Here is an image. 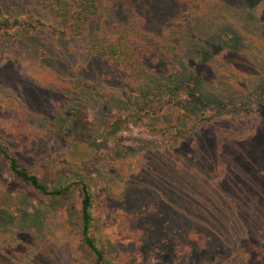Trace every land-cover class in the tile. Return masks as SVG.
Segmentation results:
<instances>
[{"label": "rangeland", "instance_id": "374dc122", "mask_svg": "<svg viewBox=\"0 0 264 264\" xmlns=\"http://www.w3.org/2000/svg\"><path fill=\"white\" fill-rule=\"evenodd\" d=\"M102 2L106 18L63 39L33 0H0L11 19L43 22L21 38L0 25V136L49 189L86 184L108 264H264V0L248 12L201 0L197 42L150 55L129 82L87 55L91 39L134 22L169 31L149 0L132 13ZM80 196L74 185L57 199L32 191L0 158V264H93Z\"/></svg>", "mask_w": 264, "mask_h": 264}, {"label": "trees", "instance_id": "16d2710c", "mask_svg": "<svg viewBox=\"0 0 264 264\" xmlns=\"http://www.w3.org/2000/svg\"><path fill=\"white\" fill-rule=\"evenodd\" d=\"M34 7H39L56 22L62 23L63 27L48 25L50 34L60 38H71L85 34L90 27L91 21L105 16V4L103 0H33ZM119 5H121V0ZM129 3L127 12L132 13L143 0H125ZM150 7L155 10L156 24L165 26L169 31L167 35L159 37L151 33L142 31L141 25L134 22L133 25L123 26L113 39L102 37L96 34L86 48V53L90 57H99L112 71L118 72L128 82L137 74L143 73V66L146 59L153 54H161L166 57H175L179 48V41L190 40L194 44L199 39L196 28L202 21L206 20V12L199 14V4L201 0H149ZM234 8L241 3L247 12L252 10L251 5L256 0H224ZM180 2V3H179ZM119 7V6H118ZM149 7V8H150ZM198 10V11H197ZM262 10V9H261ZM147 11V10H146ZM145 12V11H144ZM27 16L10 18L6 16L0 8V25L9 27V35L13 38L25 37L36 27L43 25L40 17ZM202 37V36H201ZM189 42V43H190ZM240 41H234V45L239 47ZM180 44V43H179ZM196 44V43H195ZM234 46V48H236ZM89 57V58H90ZM90 85L98 83L90 80ZM262 81L257 86H261ZM215 96L210 95L213 100ZM0 158L6 164L7 173L12 180L28 186L32 191L44 195L45 197L61 198L67 196L72 186H76L81 193L80 199V235L84 245L89 250L93 258V264H108L104 251L99 247L90 235L92 227V201L93 195L82 181H74L65 185H59L49 189L43 184L38 174L34 173L22 160L21 156L12 146L11 142L0 136ZM163 215V213H162ZM170 219L169 217H167ZM167 219V221H168ZM171 220V219H170ZM191 223V219H189ZM175 222V220H173ZM175 231L172 225L165 229L162 225V233L172 235ZM205 244L212 242L213 234L201 233ZM162 236H164L162 234Z\"/></svg>", "mask_w": 264, "mask_h": 264}]
</instances>
